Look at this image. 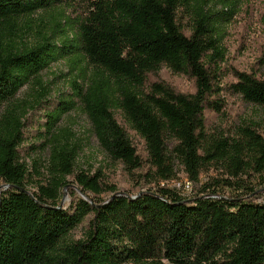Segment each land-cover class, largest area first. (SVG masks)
I'll return each instance as SVG.
<instances>
[{
    "label": "trees",
    "instance_id": "trees-1",
    "mask_svg": "<svg viewBox=\"0 0 264 264\" xmlns=\"http://www.w3.org/2000/svg\"><path fill=\"white\" fill-rule=\"evenodd\" d=\"M0 0V264H264V199L245 176L264 183V137L255 123L230 136L206 129V109L219 115L220 93L264 108V80L232 71L224 79V51L211 16L199 0ZM79 5L72 35L59 45L39 18ZM34 34V43L24 37ZM59 58L77 71L72 100L47 114L45 172L21 161L31 106L11 103L21 88ZM81 59V60H80ZM83 60V66L82 65ZM161 68L193 80L183 94L163 82L147 83ZM79 81V83H78ZM222 102V103H221ZM79 106L103 154L153 188L120 194L100 174L76 171L79 147L58 120ZM120 113L144 143L142 159ZM176 165L182 171L178 175ZM221 170L190 196L163 188ZM32 174L39 182L31 179ZM68 179L84 199L59 204ZM35 189L30 191L29 187ZM222 187L231 195H220ZM108 194L106 199L102 195ZM87 218L82 239L69 233Z\"/></svg>",
    "mask_w": 264,
    "mask_h": 264
},
{
    "label": "rangeland",
    "instance_id": "rangeland-1",
    "mask_svg": "<svg viewBox=\"0 0 264 264\" xmlns=\"http://www.w3.org/2000/svg\"><path fill=\"white\" fill-rule=\"evenodd\" d=\"M188 1V6H192L194 0ZM201 8L215 23L222 50L224 51V62L221 65L224 72V79L221 86L233 81L232 71L251 73L264 80V0H199ZM79 5L70 3L68 8H62L55 12V22L46 14L35 16L32 25L36 31L38 19L42 18L44 29L53 31L56 44L61 45L66 36L72 35L74 20L79 13ZM24 42L34 43V34H27ZM81 60V59H80ZM71 61L67 58H59L51 63L40 73L41 85L36 86L34 80L26 84L19 93L10 100L11 103H26L31 109L26 117V128L24 129V143L19 148L21 161L28 167L33 162L39 164L42 172H45L49 157L48 149L41 148L44 144V130L46 115L62 102L72 100L74 82L77 81L78 73L72 70ZM83 66V60L82 65ZM163 82L171 86L177 92L191 94L194 92V82L185 75H176L166 68H161L156 74H151L147 78V83ZM79 83V81H78ZM223 100V108L219 115L209 109L205 110L206 129L211 134H222L230 136L239 125L244 123H255L258 125L260 134L264 137V108L256 107L243 102L237 96H229L220 93ZM222 103V102H221ZM6 104L0 106V113ZM118 123L125 129L128 137L136 148L138 155L146 158V151L143 141L130 130L120 113H116ZM68 129L72 142L79 147V154L76 161V171H85L87 174L98 173L103 181L110 186H114L120 194H128L130 197L138 195L140 192L153 188L146 184L139 176L144 171H135L128 174L123 167L111 162L100 149L95 136L92 133L91 125L82 113L79 106L64 114L56 123L55 130ZM178 175L182 177V171L176 165ZM221 170L214 168L200 176L199 183L195 184L193 191H198L200 187L208 182L211 177H219ZM264 178V175H262ZM35 184L39 178L32 174L31 178ZM244 179L259 192L257 197L264 199V183L258 176H245ZM68 187L61 192L59 204L63 209L79 199H84L79 188L72 179H68ZM176 184V183H175ZM153 186V187H152ZM6 187L0 182V194ZM30 191H35L32 186ZM220 195L228 196L230 192L218 187ZM108 194L101 198L106 199ZM87 218L78 228L71 231L66 238L67 242H74L82 239L86 229ZM161 264H170L166 261Z\"/></svg>",
    "mask_w": 264,
    "mask_h": 264
},
{
    "label": "built area",
    "instance_id": "built-area-1",
    "mask_svg": "<svg viewBox=\"0 0 264 264\" xmlns=\"http://www.w3.org/2000/svg\"><path fill=\"white\" fill-rule=\"evenodd\" d=\"M194 184L192 182L184 181V175L182 181L178 182L177 184H165L162 186L166 189H171L178 192L182 196H190L194 189Z\"/></svg>",
    "mask_w": 264,
    "mask_h": 264
}]
</instances>
